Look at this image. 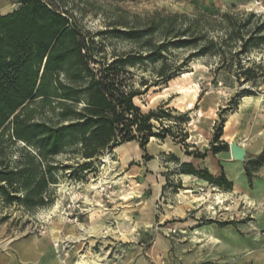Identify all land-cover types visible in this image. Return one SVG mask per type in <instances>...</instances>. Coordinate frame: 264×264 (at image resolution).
<instances>
[{"label":"rangeland","instance_id":"374dc122","mask_svg":"<svg viewBox=\"0 0 264 264\" xmlns=\"http://www.w3.org/2000/svg\"><path fill=\"white\" fill-rule=\"evenodd\" d=\"M46 1L69 14L81 39L89 46L86 53L91 55L95 69L99 70L129 55L139 58L133 65L128 64L118 71L120 77L126 78L127 88L138 93L133 99L134 103L143 113L152 112L150 122L153 132L162 134V137H150L146 145L151 141H166L168 146H176L172 148L175 153L166 155L165 159L161 157L159 162L162 171L159 174L165 183L156 195L151 227L162 228L168 222H174L164 220L171 213L177 217L175 222H181V217L193 220L203 211L202 218L206 222H234L223 227H229L236 239H242L240 233L249 232L251 236L247 239L251 246L263 244L264 213L255 208V204L240 202L233 196L223 206L214 205L215 209H207L206 204L197 206L193 202L197 191L185 193L190 187L185 180L187 178L181 176L187 169L181 162L192 161L193 157L203 154L199 147L194 148L191 144L194 141L212 145L213 136L219 130H222V136L250 138L256 128L264 124V75L259 72L256 80L247 82L243 78L238 82L235 76L236 72L242 73L253 62L264 60V45L239 56L234 54L241 44L238 40L219 45L221 37L225 39L226 34L223 16L226 13L246 16L253 12L257 18L251 22L256 23L264 19V0ZM188 28L186 35L198 39L196 43L189 46L165 44L176 39L172 36L174 34L167 31L171 29L175 31L173 33H182ZM122 31L136 32L137 38H130ZM243 34L247 38L248 33L244 31ZM180 37L184 39L185 35L180 34ZM212 37L218 46L212 52L196 55L200 45ZM220 48L224 50L223 54L217 52ZM244 89L251 91V94L243 93ZM254 97H262L259 105L249 100ZM191 101L193 107L189 108ZM23 146L21 142L11 143L4 137L0 142V169L6 163L17 166L15 162L23 155ZM120 146L95 158L84 157L79 142L69 146L52 160L56 183L49 185L44 204L28 207L21 201L13 200V195L20 199L24 197V190L19 185L8 187L9 195L0 191V226H4L13 236L35 235L51 239L52 228L57 225L61 232L60 249L59 253L56 250V254L63 260L69 259L75 264L77 256L86 252L100 256L102 264H107V260L108 264H117L127 254L132 241L113 229L116 230L121 224L122 230L129 232L128 223L135 219L130 214L140 207L135 203L140 186L131 182V177L138 173L136 166H145L148 172L146 164H156L159 159V155L151 157L147 146L143 148L138 139L127 146ZM177 147L181 148V153ZM106 156L110 157L109 163L104 162ZM128 157H131L130 162ZM87 163L89 166L84 167ZM188 163L193 165L192 162ZM103 165L106 173H103ZM46 166L45 163L42 169L36 170L37 177L45 171ZM130 168L134 169L131 175L127 174ZM112 175L116 179L123 176V182L118 185L104 182L112 179ZM101 179L104 180L105 189L99 188V192H96L92 184H99ZM257 182L261 185L264 180ZM140 197L151 199L154 197L153 191L146 189ZM57 203L59 215L53 213ZM226 205L235 207L227 211L223 209ZM107 208L112 211L102 215ZM146 216L142 215L143 218ZM251 223L257 228H251ZM79 224L87 228L99 224L100 232L76 241L80 235ZM254 229L260 237L254 234ZM135 233L140 235L139 229ZM107 240L111 242L107 243Z\"/></svg>","mask_w":264,"mask_h":264},{"label":"trees","instance_id":"16d2710c","mask_svg":"<svg viewBox=\"0 0 264 264\" xmlns=\"http://www.w3.org/2000/svg\"><path fill=\"white\" fill-rule=\"evenodd\" d=\"M17 2V10L0 16V142L4 137L11 143L21 142L24 152L15 162L17 166L3 164L0 191L9 195L8 187L19 185L24 197L13 195L12 199L29 207L45 203L49 185L56 183L52 160L73 143L81 144L84 157L95 158L137 139L145 148L150 137H162V134L153 132L152 112L143 113L134 103L138 93L127 88L126 78L120 77L118 71L139 58L129 55L95 69L91 55L86 53L89 46L66 11H59L46 0ZM255 18L253 12L246 16L226 13L222 18L225 39L221 37L219 45L238 40L241 44L235 56L246 55L264 45V19L252 23ZM187 30L173 33L170 29L167 32L176 39L165 44L196 43L198 39L188 37ZM122 32L137 38L136 32ZM216 45L218 42L209 38L195 54L212 52ZM217 52L223 54L224 50L220 48ZM259 72L264 75V60L253 62L235 76L238 82L242 78L247 82L256 80ZM243 93L250 95L251 91L244 89ZM221 136L222 130L213 136V153L230 148L227 142L220 143ZM45 163V171L37 177L36 170ZM263 163L264 154H261L254 164ZM83 166L88 167L89 163ZM183 166L187 168L185 173L224 188L231 186L224 175L216 179L208 171L195 170L191 164ZM248 174L251 175L249 170Z\"/></svg>","mask_w":264,"mask_h":264},{"label":"crops","instance_id":"0c3cea01","mask_svg":"<svg viewBox=\"0 0 264 264\" xmlns=\"http://www.w3.org/2000/svg\"><path fill=\"white\" fill-rule=\"evenodd\" d=\"M18 8L17 0H0V16L10 14ZM220 141V143L227 142L229 146L232 142H236L245 147L247 158L245 160L235 159L230 148L213 153L212 145L194 141L191 144L194 148L199 147L204 156L193 157L192 161H182L181 163L184 165L192 162L195 170L208 171L216 179L224 175L226 181L231 184L230 188L214 185L209 181V185L199 184V179H205L185 172H182L181 176L187 178L185 180H187L190 190L197 191L194 196L198 198L205 197L212 201L217 193L220 195L229 194V199L233 196L243 203L250 200L252 202L250 205L255 204V208L264 213V182L261 185L257 182L264 180V163L257 166L254 164L258 157L264 154V124L256 128L250 138H237L224 134ZM130 143L122 144L120 147ZM152 143L153 149L151 150ZM214 145H218V143ZM146 146L148 154L151 157L159 155V159L156 164H146L148 172H146L145 166H136L138 173H134V176L131 177L133 178L131 182L140 186L138 188L140 194L137 195L135 201L140 207L138 211L134 210L130 214L134 215L135 219L128 223L130 225L129 232L135 234V237L130 238L132 244L129 246L127 254L117 264H162V260L166 264H264V243L251 246L248 240L251 236L249 232L240 233L242 239H236L235 233L229 227H223V225L234 222H206L202 218L203 211H200L193 220L181 217V222H175L177 217L171 213L164 220L174 222H168L167 226L162 228L151 227L154 221L152 215H154L153 205L156 195L161 192L165 183L159 174L162 172L159 162L161 157L165 159L166 155L175 153L172 148L176 146H168L166 141H151ZM177 148L181 153V148ZM190 156L188 157L191 158ZM128 160L130 162L131 157H128ZM152 161L155 162L154 159ZM163 166L165 169L166 164ZM133 170L130 168L127 174L131 175ZM248 170L251 173L250 176ZM212 185L216 186L215 189ZM146 189L153 191V198L143 199L140 197ZM210 195L213 196L210 197ZM203 201H195V203L197 206L205 205L206 203ZM105 210L102 215L112 211L110 208ZM142 215L147 216L143 218ZM210 218L206 217V219ZM251 225V228H257L253 223ZM118 226L122 229L121 224ZM170 228L176 229L177 232L174 235H168ZM137 229H139L140 235H136ZM254 232L259 236L258 231L254 229ZM253 239L255 240L254 236ZM0 264H73V261L63 260L59 257L49 237L13 236L7 232L4 226H0Z\"/></svg>","mask_w":264,"mask_h":264},{"label":"bare ground","instance_id":"6f19581e","mask_svg":"<svg viewBox=\"0 0 264 264\" xmlns=\"http://www.w3.org/2000/svg\"><path fill=\"white\" fill-rule=\"evenodd\" d=\"M186 74V73H185ZM183 93V92H182ZM195 95V94H194ZM193 95V96H194ZM254 96V95H253ZM261 98L262 97H254L252 99H249L252 104H256V105H259L260 104V101H261ZM243 101V100H242ZM189 108L193 107V102L191 101L189 104ZM254 106V105H253ZM158 107V106H157ZM257 107V106H256ZM153 139V138H152ZM109 155V154H108ZM124 156V155H123ZM110 159V157L108 158V156H106L104 158V162H108V160ZM111 161V160H110ZM113 162V161H112ZM109 163V162H108ZM103 168V173H106L107 172V169L105 168V166L103 165L102 166ZM115 175V174H114ZM117 178V177H116ZM115 176L112 175V179L110 180H103L101 179L100 183L97 184V183H93L92 186L94 189H96V192H99V188H102L101 190H104L105 187H104V182H111V184L113 185H118L120 184L121 182H123L122 180L124 179V177L122 176L121 178H118L116 179ZM195 180V179H194ZM104 181V182H103ZM199 184H203V185H209V182L207 180H203V179H199L198 181ZM213 186V185H212ZM63 187H66V185H63ZM91 187V186H90ZM214 187V186H213ZM90 190V188H89ZM100 190V191H101ZM189 192H192V190L190 189H187L185 190V193H188ZM183 194V193H182ZM192 195V194H191ZM233 195V194H232ZM244 196V195H243ZM179 197V196H178ZM211 197V195H210ZM214 199L212 201H210L209 199L205 198V197H196L195 196V199L193 200V202L195 201H201V200H204L203 203H206V207L207 209L211 210V209H215V206L214 205H219L221 204L222 206L225 204L224 202L226 200H229V194H224V195H220V194H215V197H213ZM235 198V197H234ZM245 199V198H244ZM60 200V199H59ZM89 200V199H88ZM192 200V199H191ZM236 200V199H235ZM190 201V200H189ZM230 201V200H229ZM181 202V201H180ZM100 203V202H99ZM237 203V202H236ZM247 203L248 204H252V202L250 200H247ZM232 205V204H230ZM101 207V206H99ZM235 206H224L223 209L224 210H227V211H230L231 209H233ZM102 208V207H101ZM59 209V203H57L55 206H54V210H53V213H55V215H59L57 214V211ZM98 209V208H96ZM206 209V208H205ZM222 209V210H223ZM99 210V209H98ZM97 210V211H98ZM91 211V210H90ZM104 212V211H103ZM212 212V211H211ZM213 214H216V211H213ZM222 216V215H221ZM102 228V227H101ZM79 230H80V235L76 238V241H81L82 239L85 238L86 235H93V234H98L100 232V229H99V224H97L96 226H93V227H85L84 224H79ZM61 232V229L58 228V226H53L52 228V232L50 234V237H51V242H52V245L53 247H55V250H57L56 246L59 245V242H60V234ZM115 233H120L121 236H124V237H129V238H134L135 237V234H133L132 232H126L124 230H122L119 226L117 227V229L114 231ZM68 236V235H67ZM68 238H70L68 236ZM73 240V239H71ZM111 241L107 240V243H110ZM80 253V252H79ZM78 254V253H77ZM76 254V255H77ZM77 260H76V263L75 264H102V258L98 255H95V254H91L89 255L88 253L86 252H82L80 253L78 256H77ZM109 260H107V264H108Z\"/></svg>","mask_w":264,"mask_h":264},{"label":"water","instance_id":"95a60500","mask_svg":"<svg viewBox=\"0 0 264 264\" xmlns=\"http://www.w3.org/2000/svg\"><path fill=\"white\" fill-rule=\"evenodd\" d=\"M230 150L232 153V156L237 160H245L247 158V150L245 147L239 145L236 142H232L230 144Z\"/></svg>","mask_w":264,"mask_h":264},{"label":"built area","instance_id":"2783aa9c","mask_svg":"<svg viewBox=\"0 0 264 264\" xmlns=\"http://www.w3.org/2000/svg\"><path fill=\"white\" fill-rule=\"evenodd\" d=\"M214 189H215V187H214ZM176 232H177L176 229H174V228H170V229L168 230V235H174ZM262 236L264 237V232H262ZM56 248H57V252L59 253L60 242H59V245L56 246ZM65 255H67V254H65ZM162 264H166V262H165L164 260H162Z\"/></svg>","mask_w":264,"mask_h":264}]
</instances>
